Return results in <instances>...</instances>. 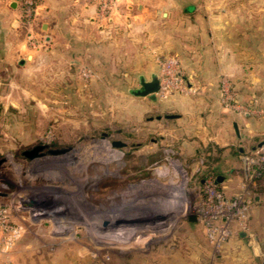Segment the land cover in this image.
Instances as JSON below:
<instances>
[{
    "label": "rangeland",
    "instance_id": "374dc122",
    "mask_svg": "<svg viewBox=\"0 0 264 264\" xmlns=\"http://www.w3.org/2000/svg\"><path fill=\"white\" fill-rule=\"evenodd\" d=\"M96 1L104 16L120 19L127 13L126 0ZM142 1L150 16L145 13L135 23V34L117 22L122 28L104 37L109 43L98 77L88 66L94 64L93 54L85 65L90 70L77 63L70 69L63 62L49 65L47 59L41 65L0 69V205L20 227L16 240L29 244L23 258L30 256L34 264H222L221 250L207 241L196 216L200 179L208 171L238 174L225 190L255 195L252 209L258 210H251L249 224L264 225V172L251 182L246 179V156H256L264 134H246L225 153L206 151V146L195 152L191 131L196 128L169 120L167 125L163 107L131 92L139 87L140 74H148L142 69L149 63L143 52L152 53L161 35H188L185 31L212 8L186 7L197 0H129L132 15L140 14L137 3ZM239 1L232 0L230 9L238 12ZM242 2L253 9L252 0ZM148 22L151 30L138 29ZM158 23L161 35L154 27ZM38 26L43 48L48 43ZM17 29L25 39L24 29ZM147 36L150 47L143 46ZM170 53L149 57L158 66L153 72H161L159 60ZM255 92L257 104L252 97L243 105L264 119L259 100L264 88ZM36 146L34 156L25 153ZM198 157L203 159L199 169Z\"/></svg>",
    "mask_w": 264,
    "mask_h": 264
},
{
    "label": "crops",
    "instance_id": "0c3cea01",
    "mask_svg": "<svg viewBox=\"0 0 264 264\" xmlns=\"http://www.w3.org/2000/svg\"><path fill=\"white\" fill-rule=\"evenodd\" d=\"M96 2V0H39L35 22L46 37L48 45L43 48H31L27 46L23 33L17 29L18 7L0 1V69L6 71L13 67L41 65L44 59H47L49 65L63 62L64 66L68 63L67 69H70L72 64L77 63L83 70H90V67L96 75L99 74L98 71L103 70V63L106 62L103 55L104 47L107 45L105 43H109V39L108 42L103 40L104 37H112L117 29L122 28L117 22L125 23L129 26L127 32L135 34V23L143 20L142 15L148 13V5L144 1L137 3L138 7H141L140 16L132 15V4L126 0L127 13L118 19L114 14L104 16L99 13ZM190 2L186 7L204 4L212 10L208 9L206 15H200L202 19H198V24L192 25L189 32L185 31L188 33L185 36L183 34L162 36V26L159 23L154 24L161 35L159 36L161 42L156 44L152 53L149 48L144 50L143 53L147 54L146 63H149L142 66V69L148 70V74L143 72L140 76L149 79L152 70L157 69V64L150 62L152 55L154 57L169 55L170 51L174 57L177 56L181 73L192 90L187 93L173 91L165 96L155 93L154 98L145 96L150 101L157 102L155 106L163 107L167 125L173 122L182 127L192 128L191 130L197 129L191 131L192 141L197 144L191 145L195 152L206 146V151L214 152V149L218 148L223 149L225 153L236 145V141L244 140L243 136L246 134L249 136L264 134L262 116H253L238 108L224 107L220 91L221 79L226 77L230 81L235 99L243 104L245 100L257 96L256 89L264 88L263 2L252 0L253 4L249 6L253 9L248 10L247 2L243 3L240 0L238 12L230 9L232 0ZM216 7H222V13H217ZM182 17L179 16L178 21ZM137 27L147 30L152 28L150 22L143 24V27ZM130 38L134 42V37ZM150 38L148 36L145 38L147 43H143L144 47H150ZM168 49L169 51H166ZM91 54L94 55L92 66L88 63ZM87 64L89 67L85 66ZM157 73L160 77V72ZM259 100L261 103L264 102V96ZM151 107V104L146 105V109ZM198 159L197 169L203 167V159L200 157ZM242 164L243 171L246 172L245 162ZM218 176L221 177L217 181L218 185L227 195H232L233 192L228 193L225 190L226 183L238 174L217 173L216 179ZM116 197L118 196H112V199ZM258 198L256 196V200ZM252 210L256 212L258 209ZM234 235L225 241L220 249L222 253L218 256L222 258V264H264V225L260 229L250 226V233L239 232ZM28 246L29 244L24 241L16 240L7 256L16 264H34L30 256L23 258L29 254ZM5 258L6 255L0 253V264H4Z\"/></svg>",
    "mask_w": 264,
    "mask_h": 264
},
{
    "label": "built area",
    "instance_id": "2783aa9c",
    "mask_svg": "<svg viewBox=\"0 0 264 264\" xmlns=\"http://www.w3.org/2000/svg\"><path fill=\"white\" fill-rule=\"evenodd\" d=\"M0 1L8 5L13 0ZM16 6L19 10L17 23L25 31L26 43L32 48H38L41 41L34 27L38 0H16ZM159 64L160 88L156 93L165 96L173 91L187 93L192 90L181 73L176 57H163ZM220 91L224 107L242 109L247 113L256 112L254 107L248 108L237 102L226 77L221 79ZM251 102L256 105L258 99L253 97ZM255 152V157L246 156L249 171L246 179L250 182L264 172V141L256 146ZM254 199L255 195L244 189L238 194L227 195L218 185L216 176L207 174L202 178L197 191L196 216L214 250L221 249L223 243L236 233H250L249 223ZM19 236L20 227L12 221L8 209L0 205V253L6 255L4 264H16L7 253Z\"/></svg>",
    "mask_w": 264,
    "mask_h": 264
},
{
    "label": "water",
    "instance_id": "95a60500",
    "mask_svg": "<svg viewBox=\"0 0 264 264\" xmlns=\"http://www.w3.org/2000/svg\"><path fill=\"white\" fill-rule=\"evenodd\" d=\"M10 4L15 5L16 6V0H13ZM139 87L132 89L131 92L134 95H138V96H145L148 95L151 98L155 97V93L159 90L160 88V77L158 75V73L153 72L150 75L149 79H145L143 76H140L139 78ZM115 144L119 145V142H115ZM39 147L36 146L34 147L32 150L26 151L25 153L27 155H29L30 157L34 156L36 154V150ZM221 177H217V181L220 180ZM194 216H191L190 219H194Z\"/></svg>",
    "mask_w": 264,
    "mask_h": 264
},
{
    "label": "trees",
    "instance_id": "16d2710c",
    "mask_svg": "<svg viewBox=\"0 0 264 264\" xmlns=\"http://www.w3.org/2000/svg\"><path fill=\"white\" fill-rule=\"evenodd\" d=\"M37 25H36V22H35V25H34V27L37 29V27H36ZM39 27V26H38ZM207 174H211V175H213V176H216V173H214V172H210V171H208V173H206V175Z\"/></svg>",
    "mask_w": 264,
    "mask_h": 264
},
{
    "label": "bare ground",
    "instance_id": "6f19581e",
    "mask_svg": "<svg viewBox=\"0 0 264 264\" xmlns=\"http://www.w3.org/2000/svg\"><path fill=\"white\" fill-rule=\"evenodd\" d=\"M116 224H118V223H116Z\"/></svg>",
    "mask_w": 264,
    "mask_h": 264
}]
</instances>
